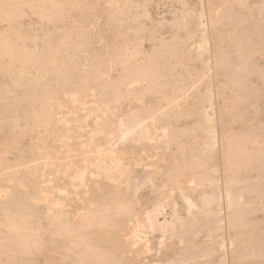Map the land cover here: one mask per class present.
Returning a JSON list of instances; mask_svg holds the SVG:
<instances>
[{"label": "bare ground", "instance_id": "1", "mask_svg": "<svg viewBox=\"0 0 264 264\" xmlns=\"http://www.w3.org/2000/svg\"><path fill=\"white\" fill-rule=\"evenodd\" d=\"M56 1L16 0L11 9L5 1L0 8L8 27L0 30V57H7L0 67L10 75V83L3 81L0 87V113H16L24 101L41 100L43 105L44 99L50 103L46 109L55 103L60 111L49 108L52 114L45 109L38 118L33 115L34 125L62 130L56 129L57 147L35 145L27 160L8 159L6 150H0V246L23 258L32 251L37 255L36 250L41 254L46 240H52L49 250L58 253L56 264H252L249 259H264V245L253 247L260 239L264 244V233L258 234V219L247 218L256 210L255 201L264 203L263 188L250 183L259 176L253 171L264 172V135L250 129L236 134L227 126L238 100L250 98L245 92L253 73L248 61L261 49L254 39L264 43L263 7L257 8L259 18L251 9L255 2L248 0H175L178 6L170 18L154 19L148 9L152 0H106L105 24L117 40L106 37L113 47L104 50L106 60L95 62L107 65L102 69L96 66L100 61H90L78 75L80 81L66 80L75 88H58L65 95L59 94L65 99L58 101L56 87L67 72L71 76L73 57L84 52L86 39L73 40L75 49L68 50L71 34L62 30V48L60 42L59 50L51 47L47 39L48 46L41 47L37 37L25 43L27 35L12 25L26 15V5L30 14L57 24L73 9L71 3L79 4L70 0L64 7L66 0L62 5ZM74 21L83 23H70ZM90 79L103 80L97 82L103 90L111 87L113 98L104 99L106 90L105 97L96 92L100 86H89ZM51 81L54 87L47 85ZM11 87L24 94L35 90L37 96L18 95ZM259 97L258 90L249 107L256 109ZM18 117L12 115L8 126Z\"/></svg>", "mask_w": 264, "mask_h": 264}, {"label": "rangeland", "instance_id": "2", "mask_svg": "<svg viewBox=\"0 0 264 264\" xmlns=\"http://www.w3.org/2000/svg\"><path fill=\"white\" fill-rule=\"evenodd\" d=\"M6 1V2H5ZM16 0H0V3H1V5H0V8H5V6H6V3L8 2V3H10V5H7V7L8 6H11L12 7V5L13 4H11V3H14ZM27 1H31V0H27ZM56 1V0H55ZM67 1H70V0H66V5L64 4L63 6L64 7H66L67 6V4L69 5V3L67 2ZM74 1H76V0H72V2H74ZM77 1H79V2H76V3H79L78 5L80 6H78V5H75L74 3H71V5H72V7L71 8H76V10H73V9H71V11H68L69 12V14L68 15H64V17L63 18H60V20L61 19H63V20H61V23H59V21H58V23L56 24V19H53L52 21H54V22H52V21H49L48 22V20L46 21V19H41V17L39 16V18L37 17V14H30L31 13V10H28L29 9V7H26V6H24L23 7V10H26V15H24V16H22L21 18H19V20L18 21H15V22H13V26L14 27H17L16 29V31L18 32L19 30V34L20 33H25V35L24 34H21V35H23V37H25L26 35V37H28V38H26L25 40H24V42L25 43H27V44H30V43H32V40L30 39V37H34V38H36L35 39V42L38 44V45H40L41 47L43 46V47H45V46H48V45H52L51 47H53V46H55V48H57L58 47V45L60 44V48H62V46L64 45V41H66V35L65 34H68L69 32H70V34H71V37L69 38L70 40L68 41L69 43H67L66 44V46L67 47H69L70 49H68V50H72V48L74 47V42H73V40H76V41H81L82 39H86L85 40V42H86V44H85V42H84V40H83V44H85V46H83V49H84V52L82 53H79V54H77L78 56H80V57H78L77 55L76 56H74L73 57V61L74 62H76V63H74L76 66H75V68H72V69H74V70H72V72H70V77H68V72L64 75L65 77H64V79H63V76L61 77V79L60 80H62V83H61V85L59 84V86H57L56 87V93L59 95H62V96H65V95H63L62 93H60V91H59V89L61 90V92L64 90L63 88H66V89H70V83L71 82H77V80H78V75H80L86 68H87V66H85V65H88V63L90 62V61H92L93 63H89V64H96L97 63V61L99 62L100 61V59L99 60H97L96 62H95V60L96 59H98V58H102V59H105L106 60V58L108 57L105 53L107 52V50H108V47L110 48V46H112L113 47V45H112V42H110V40H109V38L107 39L106 37H115V31H112L113 33H111L110 32V30H108V27H107V24H105V23H107V17H108V15L106 16V14H105V12L107 13L108 12V9H107V7H106V0H77ZM98 1V2H97ZM262 1H264V0H248V2H255V4H254V6H252L251 7V9H253V14H254V16H257L258 15V10H257V8H259V7H263V9H264V3H262ZM3 2H5V3H3ZM56 2H59V3H61V5L64 3V0L62 1V0H57ZM84 2V3H83ZM2 3L5 5V6H3L2 5ZM261 3V4H260ZM259 4V5H258ZM263 4V5H262ZM73 5H75L74 7H73ZM171 5V6H170ZM247 5V3L245 4V6ZM62 6V7H63ZM70 6V5H69ZM77 6H78V8H77ZM178 6V4L177 3H175V0H152V1H150L149 2V4H148V9H149V11L151 12V14H152V17H154V19H161V17L163 16V17H165V18H170L171 17V11H173L174 9H175V7H177ZM6 7V8H7ZM64 7H63V9L62 10H64ZM100 7V8H99ZM105 7V8H104ZM171 7V8H170ZM7 9H11L10 7H8ZM88 9V10H87ZM92 9V10H91ZM100 9V10H99ZM79 10H80V12H79ZM87 10V11H86ZM103 10H105V11H103ZM66 10H65V12H67ZM257 11V12H256ZM64 11L62 12L61 11V13H63V14H66ZM79 12V13H78ZM169 12V13H168ZM109 13V12H108ZM163 13V14H162ZM166 13V14H165ZM74 14V15H73ZM92 14V15H91ZM95 14V15H94ZM159 14H162V15H159ZM36 15V16H35ZM73 15V16H72ZM82 15H84V17H82ZM71 16V17H70ZM80 16V18H81V21L79 20V17ZM65 17H67V19L65 18ZM68 17H69V20H68ZM96 17V18H95ZM257 17H261V15H259V16H257ZM65 18V19H64ZM88 19V21H87V19ZM92 18L94 19V20H92ZM71 19V20H70ZM75 19V20H77V22H83V23H86V25L88 26H86L85 24H83V23H76V21H74V24H71V23H73V20ZM84 19H86V22L85 21H83ZM1 20V19H0ZM41 20V21H40ZM90 20V21H89ZM92 20V21H91ZM2 21V20H1ZM0 21V30H6V28H8L7 27V22L6 21H2L1 22ZM68 21H69V23H68ZM50 22L53 24V25H51L50 26ZM71 22V23H70ZM90 22H93V24H95V25H92V26H90L89 25V23ZM148 25H151L152 23H154V22H152L151 20H146L145 21ZM30 23H32V26L30 25V27L28 26ZM34 23H37V24H34ZM40 23V24H39ZM47 23V24H46ZM88 23V24H87ZM28 24V25H27ZM58 24H60V25H58ZM62 24H65V26L63 25L62 26ZM71 24V25H70ZM81 27V28H79V27H77L78 25ZM81 24L83 25V27L81 26ZM24 25V26H23ZM27 25V26H26ZM36 25V26H35ZM55 25V27H53ZM57 25V26H56ZM77 25V26H76ZM71 26H74V27H71ZM95 26V27H94ZM4 27V28H3ZM48 27V28H47ZM51 27V28H50ZM62 27V28H61ZM66 27V28H65ZM69 27V28H68ZM76 27H77V30H75L76 29ZM86 27V28H85ZM106 27H107V31H106ZM57 29L58 31H59V29H61L60 30V32H59V34L61 35L62 34V36H60L59 34H58V31L56 32V30H52L53 31V33L50 31L49 32V30L50 29ZM63 28H65V29H63ZM73 28V29H72ZM23 29H25V30H23ZM28 29V30H27ZM72 29V30H71ZM80 29H82L81 31H80ZM92 29V30H91ZM36 30V31H35ZM46 30H47V36L45 35L46 34ZM65 32L66 31V33L65 34H63V31ZM70 30V31H69ZM85 32H84V31ZM80 31V32H79ZM55 32V33H54ZM79 32V33H78ZM101 32V33H100ZM49 33H52L51 35H49ZM76 33V34H75ZM83 33V34H82ZM99 33V34H98ZM44 34V35H43ZM75 34V35H74ZM29 35V36H28ZM36 35V36H35ZM58 35H59V37H58ZM63 35H65V39H63V38H61V37H64ZM79 35L81 36V39H79L78 37H79ZM44 38H43V37ZM51 36V37H50ZM82 36H83V38H82ZM85 36V37H84ZM76 37H77V39H76ZM101 37L103 38V39H101ZM113 37V39H114V41L116 42V38H114ZM59 39V38H61L63 41L61 42V40L60 41H55L56 39ZM105 38V39H104ZM45 39H47V41H49V44L46 42H44V41H46ZM48 39H50V40H48ZM97 39V40H96ZM107 39V40H106ZM111 39V38H110ZM53 40V41H52ZM91 42H90V41ZM109 40V43L107 44V42L106 41H108ZM50 42L52 43V44H50ZM56 42H60L59 44L58 43H56ZM64 42V43H63ZM106 42V43H105ZM254 42H260V43H262V44H259L258 46H260L261 45V49L259 50V51H257V52H255L254 54H253V56L250 58V61H248V65L249 66H251V68H252V70H253V73H251L250 75H249V77H248V81H249V84H246V85H248V91H246L247 89V87L245 86V92L246 93H250V98H249V101H242L241 99V101L240 100H238L239 102V104H238V107H237V111L235 110V112H234V115H233V117L231 118V122H230V120H229V124L227 125L228 126V128H229V130L231 129V132L233 133V131H235V133L237 134V133H244V132H246V131H248L249 129L250 130H254V132L256 131V132H260V133H262L263 135H264V43H263V40L261 41H259L258 40V38H255L254 39ZM56 43V44H55ZM61 43H63V44H61ZM71 43V44H70ZM101 43V44H100ZM111 43V44H110ZM43 44V45H42ZM46 44V45H45ZM48 44V45H47ZM73 44V45H72ZM91 44V45H90ZM148 44V42H145V45H147ZM45 45V46H44ZM57 45V46H56ZM90 45V46H89ZM106 45V46H105ZM110 45V46H109ZM228 46L229 45H226V49H228ZM87 47L89 48L88 49V51H86L87 50ZM111 47V48H112ZM59 47H58V50L60 49ZM110 48V49H111ZM41 49V48H40ZM75 48H73V50H74ZM104 50L106 51L105 53H104ZM61 52V51H60ZM86 52V53H85ZM87 52H88V54H87ZM62 53H64V52H61L60 54H62ZM85 53V54H84ZM103 53H104V55H103ZM260 53V54H259ZM101 55V56H100ZM102 55L103 56H106V58H103L102 57ZM86 56V57H85ZM231 56H232V61H233V63H235V64H237V63H239V58L238 57H236V55L233 53V54H231ZM76 57V58H75ZM91 57H93L92 59H91ZM95 58V59H94ZM7 59V57L6 56H4V58H1L0 57V66H1V63H3V62H5V60ZM78 60V63H77V60ZM91 59V60H90ZM101 59V60H102ZM259 59V60H258ZM87 60H88V62H87ZM105 60H102V62H105ZM80 62V63H79ZM101 61H100V65H97L96 64V66H99V68H104L105 69V67L104 66H106V65H104L103 63H102ZM102 63V64H101ZM252 64V65H250V64ZM81 64V65H80ZM99 64V63H98ZM77 65H78V67H77ZM190 65V67L191 66H193L194 64L193 63H190L189 64ZM257 65V67H254V66H256ZM253 66V67H252ZM259 66H260V68H259ZM78 68V69H77ZM82 68V69H81ZM102 68V69H103ZM257 68H259V69H261V70H259V69H257ZM89 69V68H88ZM87 69V70H88ZM106 69H107V67H106ZM0 72H1V75H0V87H2V82L4 81L5 82V84H8V83H10V75L9 74H5V72L3 71L2 72V69H1V67H0ZM262 72V73H261ZM3 73V74H2ZM7 73V72H6ZM261 73V74H260ZM260 74V75H259ZM13 75V74H12ZM112 75H116V71H111V76ZM3 76V77H2ZM260 76H262L261 78H260ZM2 77V78H1ZM9 77V78H8ZM47 77H49L48 75H47ZM58 78V77H57ZM106 78H108V77H106ZM106 78H104L105 80H107ZM262 78H263V81H261L262 80ZM70 80V83H69V85H65V84H68L67 83V81L66 80ZM78 81H80V80H78ZM97 81H100V80H96V81H93L92 80V82H91V79L89 80V86H93V87H95L96 88V86L98 87V86H100L102 83H103V80L102 81H100V83L101 84H99ZM248 81H247V83H248ZM74 82V83H75ZM92 83V85H91V83ZM94 82H96L95 84H94ZM106 85H111V83H106V82H104ZM64 84V85H63ZM97 84H99V85H97ZM48 86H52V87H54V82H52L51 81V83H49V84H47ZM62 85H63V87H62ZM95 85V86H94ZM65 86V87H64ZM67 86V87H66ZM75 86V85H74ZM74 86H71V88H73ZM107 86V87H108ZM59 88V89H58ZM75 88V87H74ZM111 87H109V89L107 90V88H104V90H106V96L108 95H112L110 98L112 99L113 98V91L110 89ZM13 89H15V90H13ZM11 90H13V92H15V91H18V93H21V94H18V95H26L27 94V97H36L37 96V92L35 91V90H32V89H28V90H26V92H25V94H24V92L22 91V90H20V88H17V87H11ZM97 90H100V92H102L103 93V96L105 95L104 94V90H103V88L100 86V87H98V88H96V92H99V91H97ZM102 90V91H101ZM259 90L260 91V97H259V100L257 101V103H256V109H254V108H251V107H249V102H250V100L253 98V94H255V92H257V91ZM110 91H112V92H110ZM28 93H30V94H28ZM108 93V94H107ZM248 93V94H249ZM13 94V93H12ZM252 94V95H251ZM8 95V94H7ZM9 95H11V94H9ZM8 95V96H9ZM14 95V94H13ZM60 95L57 97V98H59L60 97ZM12 96V95H11ZM108 96H107V98H104V99H109L108 98ZM105 97V96H104ZM87 98V99H86ZM61 98H59L58 99V101L60 100ZM63 100L65 99V97H63L62 98ZM61 99V100H62ZM84 99L85 100H89L90 99V97H88V96H86V97H84ZM239 99V98H238ZM7 100H10V97L9 98H7ZM103 100V99H102ZM31 102V103H30ZM30 102H23L24 104L21 106L22 108L19 110V111H17L16 113H13L12 111H10L9 109H6L5 110V112H3V113H0V118L1 119H3V120H0V150L1 149H3V150H6V157L8 158V159H15V158H19V157H22L23 159H25V160H27V159H29V157H30V155L33 153H35L36 152V146H46L48 149H53L55 146L57 147L58 145H57V139L59 138V136H58V138L56 139L55 138V136H57L56 135V133H58V131L60 130V129H58L59 128V125L57 126L58 128H56L55 126H53V125H47V126H42V125H40V126H37V128H36V126L34 125V123H35V119H37L38 118V116L40 115L39 113H43V114H45L46 113V111H45V109H46V105H48V104H50V103H48V102H46V101H44V99H42V102H44V106L42 105V103L40 104V102H41V100H39V102H38V100L37 101H30ZM26 104V105H25ZM46 104V105H45ZM54 105H55V103H53V107L52 106H50V107H47V109L46 110H48V112L47 113H50V114H52V111H50V109L51 110H53V113H54V111H57L56 109H58V111H60L59 110V108L57 107V105H55V107H54ZM39 106V107H38ZM40 106H43V107H45V108H43V107H40ZM37 107V108H36ZM52 107V108H51ZM1 108L2 107H0V110H1ZM43 108V109H42ZM50 108V109H49ZM54 108H56V109H54ZM22 110V111H21ZM35 110V111H37V112H33V111ZM39 110H41V112L39 111ZM44 110V111H43ZM246 110H248V112L246 111ZM257 110V111H256ZM23 111H26V113L25 112H23ZM30 111V112H29ZM32 111V112H31ZM246 111V112H245ZM20 114H19V113ZM45 112V113H44ZM83 112V111H82ZM80 113V112H79ZM241 113V114H240ZM19 115V117L18 118H16V120L14 121V125H12L11 127L10 126H8V124H7V120L8 119H10L11 117H12V115ZM35 114H37L36 116H37V118H35V116H33V115H35ZM81 114H83V113H81ZM26 116H28V117H26ZM34 117V118H33ZM238 117V118H237ZM262 119V120H261ZM232 121H235V122H232ZM88 122H90V120L88 119ZM75 123H77V122H74V123H72L71 125H73V127H74V124ZM261 123H263V124H261ZM78 124V123H77ZM77 124H75V125H77ZM81 124V123H80ZM82 124L83 125H85V124H88L87 122H82ZM81 124V125H82ZM244 124H246V125H244ZM25 125H27V126H25ZM30 125V126H29ZM50 126V127H49ZM51 126H53V128H51ZM3 127V128H2ZM30 127V128H29ZM32 127V128H31ZM76 127V126H75ZM87 127L88 126H86V129H87ZM217 127H219V129H220V124H218L217 125ZM15 128V129H14ZM25 128H27L26 129V131H25ZM39 128V129H38ZM44 128V129H43ZM50 130H49V129ZM257 128V129H256ZM259 128V129H258ZM17 129V130H16ZM55 129V130H54ZM56 129H58V131L56 130ZM85 129V128H84ZM248 129V130H247ZM2 130V131H1ZM14 130V131H13ZM29 132H28V131ZM31 130V131H30ZM53 130V132L55 133V135L54 134H52V131ZM75 130V129H74ZM72 131L73 133L71 134V132H70V134L71 135H73L74 134V132L75 131ZM80 131L82 130V129H79ZM77 128H76V132H80ZM33 131V132H32ZM45 131V132H44ZM56 131V132H55ZM2 132V133H1ZM7 132V133H6ZM16 132V133H15ZM24 132V133H23ZM36 132V133H35ZM38 132H39V134H38ZM62 132V130L61 131H59V134H62L61 133ZM82 132H83V130H82ZM82 132H80V133H82ZM41 133V134H40ZM51 133V135H49ZM84 133V132H83ZM35 135H37V136H35ZM41 135V136H40ZM54 135V136H53ZM32 136V137H31ZM35 136V138H33ZM43 136H45L44 138H43ZM47 136V137H46ZM54 137V138H52L54 141L52 142V140H50L51 139V137ZM5 137H8L9 139V141L6 143V142H4V139H5ZM24 137V138H23ZM39 137V138H38ZM50 137V138H49ZM30 138V139H29ZM17 139V140H16ZM37 139V140H36ZM38 139H40L43 143L45 142V144H42L41 145V141H38ZM45 139H47L46 141H45ZM55 139H56V141H55ZM34 140V141H33ZM36 140V141H35ZM30 141H31V143H30ZM51 141V142H50ZM16 144H15V143ZM28 142V143H27ZM53 143H56L55 145L53 144V146H52V144ZM59 144V143H58ZM36 145V146H35ZM51 145L52 147H49V146ZM21 146V147H20ZM25 150V151H24ZM34 151V152H33ZM29 152V153H28ZM18 153V154H17ZM20 153H22V154H20ZM31 153V154H30ZM20 155V156H19ZM28 157V158H27ZM256 164V165H255ZM254 164V168L255 169H258V166H259V164L258 163H255ZM258 164V165H257ZM257 167V168H256ZM263 171L261 170L260 172L258 171V170H256V171H253V175H258L259 174V176H256V179L255 180H251L250 181V183H251V185H253L252 183H254V185H255V183L257 184V183H259V186H260V188H263L262 190H264V187L262 186V182H263V179H264V172L262 173ZM258 173V174H257ZM262 178V180L261 179H259V178ZM146 190V189H145ZM144 189H143V192H149L148 191V189H147V191H145ZM143 199H145V198H143ZM256 202H258V201H255V203H254V207L256 208V210L254 209V213H250L251 215H248L247 216V218L249 219V220H251L252 219V222L254 221V219H258L257 221H254L256 224V227H258L257 229H259V227H260V230H258V234H260L261 232L262 233H264V211H262V210H264V209H262L261 210V207L262 208H264V203H257L256 204ZM257 205V207H256V205ZM259 205V206H258ZM261 205H263V206H261ZM261 206V207H260ZM38 209H40V207L38 208ZM259 210V211H258ZM262 212H261V211ZM256 211V212H255ZM1 220V219H0ZM261 220V221H260ZM262 221H263V223H262ZM259 223V224H258ZM2 230H4V228L1 226L0 227V232L2 231ZM263 230V231H262ZM3 233V232H2ZM261 233V234H262ZM264 235V234H263ZM261 236V238L264 240V236ZM0 236H1V234H0ZM47 237V236H46ZM49 237V236H48ZM47 237V239H49ZM50 239H52V238H50ZM1 240V239H0ZM47 241V243H46V247L44 248V249H42V253L40 254L39 253V251L38 250H36L35 252H37V255H33L32 254V252H31V254H29L30 255V258L32 257V259H30L29 258V255L27 254V255H25L23 258L22 257H19L18 255H16V254H12V253H6L5 252V250L2 248V246H0V254H1V252L2 251H4V254H3V252H2V258H1V256H0V263L1 262H7V264H11V263H14V264H19L18 262H19V260L22 262V264H25L26 262H28V260H29V262L30 263H28V264H56V262H57V260H56V258L58 257V253H54V252H52V251H50L49 249H52V246H53V243H52V240L50 241V240H46ZM256 245H258V246H256ZM262 245H264L263 244V242L261 241V239H260V242L258 243V244H254L253 245V247L254 248H257V250H259V246H262ZM34 252V253H35ZM39 253V254H38ZM8 255V256H7ZM12 256H14V257H12ZM151 255H149L148 254V258L150 259L151 257H150ZM6 257V258H5ZM34 257V258H33ZM9 258H10V260H9ZM16 258H17V260H16ZM6 259H7V261H6ZM11 259H14V261H11ZM23 259V260H22ZM24 259L26 260L25 261V263H24ZM152 259V258H151ZM4 260V261H3ZM16 260V261H15ZM11 261V262H10ZM248 261H250V263H252V264H264V259H262V258H253V259H249ZM10 262V263H9ZM4 263V264H5ZM1 264H3V263H1ZM27 264V263H26Z\"/></svg>", "mask_w": 264, "mask_h": 264}]
</instances>
